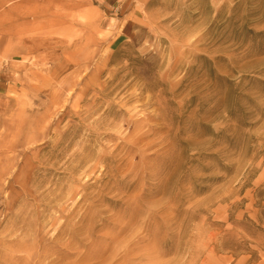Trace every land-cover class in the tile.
<instances>
[{
  "label": "rangeland",
  "instance_id": "374dc122",
  "mask_svg": "<svg viewBox=\"0 0 264 264\" xmlns=\"http://www.w3.org/2000/svg\"><path fill=\"white\" fill-rule=\"evenodd\" d=\"M0 264H264V0H0Z\"/></svg>",
  "mask_w": 264,
  "mask_h": 264
}]
</instances>
